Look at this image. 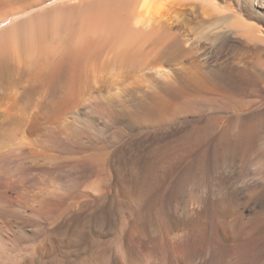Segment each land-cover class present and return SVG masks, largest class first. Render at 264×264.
Listing matches in <instances>:
<instances>
[{
    "label": "bare ground",
    "instance_id": "6f19581e",
    "mask_svg": "<svg viewBox=\"0 0 264 264\" xmlns=\"http://www.w3.org/2000/svg\"><path fill=\"white\" fill-rule=\"evenodd\" d=\"M263 165L264 0H0V264H264Z\"/></svg>",
    "mask_w": 264,
    "mask_h": 264
},
{
    "label": "rangeland",
    "instance_id": "374dc122",
    "mask_svg": "<svg viewBox=\"0 0 264 264\" xmlns=\"http://www.w3.org/2000/svg\"><path fill=\"white\" fill-rule=\"evenodd\" d=\"M253 88H254V89L257 88L256 90H258V87H257V86H254ZM112 126H113V128H116L115 126H117V125H116V124H113ZM263 166H264V165H263ZM263 168H264V167H263ZM104 192H105V190H104ZM63 203H64V202H63Z\"/></svg>",
    "mask_w": 264,
    "mask_h": 264
}]
</instances>
